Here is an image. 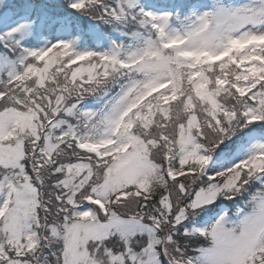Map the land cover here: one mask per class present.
<instances>
[{"label":"snow or ice","instance_id":"6c2138e0","mask_svg":"<svg viewBox=\"0 0 264 264\" xmlns=\"http://www.w3.org/2000/svg\"><path fill=\"white\" fill-rule=\"evenodd\" d=\"M0 264H264V0H0Z\"/></svg>","mask_w":264,"mask_h":264}]
</instances>
